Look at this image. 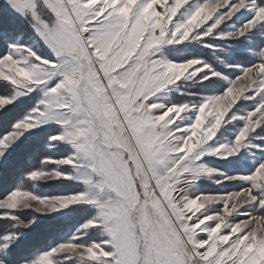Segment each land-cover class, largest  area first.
Returning a JSON list of instances; mask_svg holds the SVG:
<instances>
[{
    "label": "snow or ice",
    "instance_id": "snow-or-ice-1",
    "mask_svg": "<svg viewBox=\"0 0 264 264\" xmlns=\"http://www.w3.org/2000/svg\"><path fill=\"white\" fill-rule=\"evenodd\" d=\"M0 264H264V0H0Z\"/></svg>",
    "mask_w": 264,
    "mask_h": 264
},
{
    "label": "trees",
    "instance_id": "trees-1",
    "mask_svg": "<svg viewBox=\"0 0 264 264\" xmlns=\"http://www.w3.org/2000/svg\"><path fill=\"white\" fill-rule=\"evenodd\" d=\"M47 231L46 225L42 226L40 229L37 230L39 234H45Z\"/></svg>",
    "mask_w": 264,
    "mask_h": 264
},
{
    "label": "rangeland",
    "instance_id": "rangeland-1",
    "mask_svg": "<svg viewBox=\"0 0 264 264\" xmlns=\"http://www.w3.org/2000/svg\"><path fill=\"white\" fill-rule=\"evenodd\" d=\"M40 190H43V189H40Z\"/></svg>",
    "mask_w": 264,
    "mask_h": 264
}]
</instances>
